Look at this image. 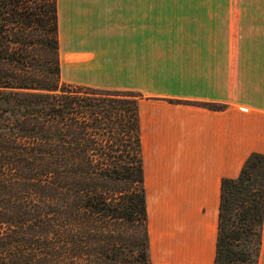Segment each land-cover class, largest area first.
Here are the masks:
<instances>
[{"label": "crops", "instance_id": "1", "mask_svg": "<svg viewBox=\"0 0 264 264\" xmlns=\"http://www.w3.org/2000/svg\"><path fill=\"white\" fill-rule=\"evenodd\" d=\"M55 12L60 81L137 94L150 262L212 264L220 180L264 154V0H56Z\"/></svg>", "mask_w": 264, "mask_h": 264}, {"label": "trees", "instance_id": "2", "mask_svg": "<svg viewBox=\"0 0 264 264\" xmlns=\"http://www.w3.org/2000/svg\"><path fill=\"white\" fill-rule=\"evenodd\" d=\"M55 1L0 0V264H152L137 94L60 81ZM263 205L251 153L220 180L212 264H257Z\"/></svg>", "mask_w": 264, "mask_h": 264}, {"label": "rangeland", "instance_id": "3", "mask_svg": "<svg viewBox=\"0 0 264 264\" xmlns=\"http://www.w3.org/2000/svg\"><path fill=\"white\" fill-rule=\"evenodd\" d=\"M122 138H123V140H126L125 134L122 136ZM121 146H123V144H121Z\"/></svg>", "mask_w": 264, "mask_h": 264}]
</instances>
